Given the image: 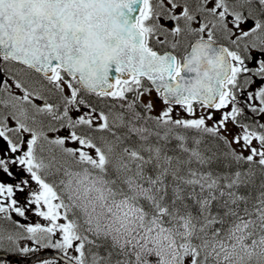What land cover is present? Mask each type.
Listing matches in <instances>:
<instances>
[{"label": "snow or ice", "instance_id": "snow-or-ice-1", "mask_svg": "<svg viewBox=\"0 0 264 264\" xmlns=\"http://www.w3.org/2000/svg\"><path fill=\"white\" fill-rule=\"evenodd\" d=\"M41 250L264 264V0H0V264Z\"/></svg>", "mask_w": 264, "mask_h": 264}, {"label": "water", "instance_id": "water-1", "mask_svg": "<svg viewBox=\"0 0 264 264\" xmlns=\"http://www.w3.org/2000/svg\"><path fill=\"white\" fill-rule=\"evenodd\" d=\"M56 255V252L52 251V250H48L46 251V253H40V254H34V256L32 257H19V256H16L15 259L18 260L20 262V264H32L34 259L37 257V256H54Z\"/></svg>", "mask_w": 264, "mask_h": 264}, {"label": "flooded vegetation", "instance_id": "flooded-vegetation-1", "mask_svg": "<svg viewBox=\"0 0 264 264\" xmlns=\"http://www.w3.org/2000/svg\"><path fill=\"white\" fill-rule=\"evenodd\" d=\"M20 219H22L26 224L27 223H36V222H40V223H42V224H46L47 222L46 221H44L43 219H36V218H34V217H31V218H20ZM33 220H37V221H33ZM30 242L29 241H26V242H22V246L24 245V244H29ZM33 254V253H32ZM30 255V254H29Z\"/></svg>", "mask_w": 264, "mask_h": 264}, {"label": "rangeland", "instance_id": "rangeland-1", "mask_svg": "<svg viewBox=\"0 0 264 264\" xmlns=\"http://www.w3.org/2000/svg\"><path fill=\"white\" fill-rule=\"evenodd\" d=\"M62 134H66V133H62ZM68 146L71 147V146H74V145H68ZM30 213H32V212H29L28 214H30ZM32 217L36 218L37 220H38V219H42V218L36 216L34 213H32ZM23 241H24V240H23ZM19 243H22V241H20Z\"/></svg>", "mask_w": 264, "mask_h": 264}]
</instances>
